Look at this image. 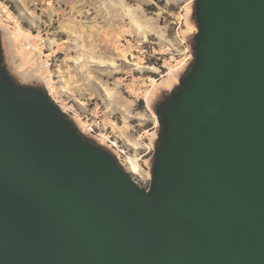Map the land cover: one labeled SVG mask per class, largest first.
<instances>
[{"label": "water", "instance_id": "obj_1", "mask_svg": "<svg viewBox=\"0 0 264 264\" xmlns=\"http://www.w3.org/2000/svg\"><path fill=\"white\" fill-rule=\"evenodd\" d=\"M194 15L148 189L15 79L0 31V264H264V0Z\"/></svg>", "mask_w": 264, "mask_h": 264}, {"label": "rangeland", "instance_id": "obj_2", "mask_svg": "<svg viewBox=\"0 0 264 264\" xmlns=\"http://www.w3.org/2000/svg\"><path fill=\"white\" fill-rule=\"evenodd\" d=\"M194 7L195 0H0L5 63L148 189L157 106L194 61ZM170 67L184 68L177 83L162 77ZM109 135L128 158L108 147Z\"/></svg>", "mask_w": 264, "mask_h": 264}, {"label": "built area", "instance_id": "obj_3", "mask_svg": "<svg viewBox=\"0 0 264 264\" xmlns=\"http://www.w3.org/2000/svg\"><path fill=\"white\" fill-rule=\"evenodd\" d=\"M184 69V68H182ZM181 68L179 67H170L168 68V70L166 71V73L164 75H162L163 78H167V79H170L172 81H176L175 83L178 82L179 80V77H177V72L180 70H182ZM160 79H156V83L159 82ZM90 131H92L94 134H95V129H94V126L90 127L89 128ZM105 139H106V144L108 145V147L110 149H112L113 151L115 152H119L120 154H122L123 156L127 157V153H126V150L125 149H122L120 144L118 143V141L112 136V135H109V136H104ZM128 158V157H127ZM132 158L130 157L129 158V163H130V160Z\"/></svg>", "mask_w": 264, "mask_h": 264}, {"label": "flooded vegetation", "instance_id": "obj_4", "mask_svg": "<svg viewBox=\"0 0 264 264\" xmlns=\"http://www.w3.org/2000/svg\"><path fill=\"white\" fill-rule=\"evenodd\" d=\"M166 98H167V96L165 97V99H166ZM165 99H164V100H165ZM164 100H163V101H164ZM163 101H162V102H163Z\"/></svg>", "mask_w": 264, "mask_h": 264}, {"label": "bare ground", "instance_id": "obj_5", "mask_svg": "<svg viewBox=\"0 0 264 264\" xmlns=\"http://www.w3.org/2000/svg\"><path fill=\"white\" fill-rule=\"evenodd\" d=\"M142 30H144V28H141ZM146 31V30H145Z\"/></svg>", "mask_w": 264, "mask_h": 264}]
</instances>
